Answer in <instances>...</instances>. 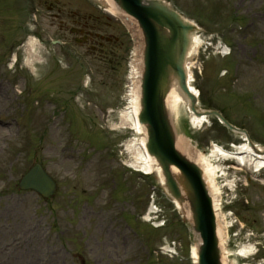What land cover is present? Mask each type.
Returning a JSON list of instances; mask_svg holds the SVG:
<instances>
[{
  "label": "rangeland",
  "instance_id": "374dc122",
  "mask_svg": "<svg viewBox=\"0 0 264 264\" xmlns=\"http://www.w3.org/2000/svg\"><path fill=\"white\" fill-rule=\"evenodd\" d=\"M168 1L202 24L190 68L202 100L264 144V0ZM50 3L55 4L52 10ZM58 4L63 14L55 18ZM73 12L101 16V26L93 21L96 31H111L120 48L76 43L78 35L70 32L76 26ZM123 33L119 19L96 0H0V123L10 125H0V264H18L17 247L25 251L22 264H191L190 232L182 215L155 178L118 161L130 159L123 144L132 136L129 129L119 128L124 62L116 55L125 54L128 38ZM29 34L42 41L33 71L23 64L22 44ZM219 41L229 46L230 54L217 53ZM207 42L203 53L200 45ZM14 52L18 60L11 68ZM45 95L52 100H43ZM50 108L60 110L56 118L48 116ZM15 114L22 117V127L12 123ZM176 121L182 135L190 134L208 152L211 143L228 148L231 140L242 142L213 121L192 128L182 102ZM34 160L57 182L49 199L17 190L18 178ZM248 170H226L236 184L228 192L231 208L255 236L245 238L242 231L227 241L228 264H264V185ZM154 185L166 220L159 229L138 216L146 210ZM247 239L258 252L245 260L235 252ZM166 241L176 242V253L160 252Z\"/></svg>",
  "mask_w": 264,
  "mask_h": 264
},
{
  "label": "water",
  "instance_id": "95a60500",
  "mask_svg": "<svg viewBox=\"0 0 264 264\" xmlns=\"http://www.w3.org/2000/svg\"><path fill=\"white\" fill-rule=\"evenodd\" d=\"M134 17L144 39L143 69L140 80L138 121L145 127V147L158 163L162 185L172 200L185 205L189 223L198 236L196 264H222L212 196L202 169L176 148V131L166 106V96L173 81L187 99L196 117H214L228 130L241 134L257 153L249 133L231 124L220 111L199 105L197 93L188 83L185 60L196 26L185 20L163 0H112ZM173 169H176L173 170ZM21 188H34L44 196L52 194L55 184L38 165L20 181Z\"/></svg>",
  "mask_w": 264,
  "mask_h": 264
},
{
  "label": "bare ground",
  "instance_id": "6f19581e",
  "mask_svg": "<svg viewBox=\"0 0 264 264\" xmlns=\"http://www.w3.org/2000/svg\"><path fill=\"white\" fill-rule=\"evenodd\" d=\"M110 3V2H109ZM109 10L113 13H119L120 11L112 4L109 5ZM38 46V40L33 36H28L27 40L23 44L24 51V60L23 63L25 66L29 67L31 70L34 68L35 62L39 61L40 54L36 50ZM197 47V40L193 37L190 43V48L187 53V59H190L193 51ZM191 60L187 62V65H190ZM139 64L137 63L136 67L134 65L132 67L131 73V83H130V93L127 98L128 106H124L123 109L119 111V119L120 126L119 128H131L134 130L137 136H132L128 138L125 143L126 149L131 153V159L128 160L129 164L136 169H140L146 173H155L161 181H163V176L161 173V169L156 162V160L150 156L146 150V132L145 127L141 125L137 120V114L139 110V95H138V84L139 81L137 79V71ZM134 68V69H133ZM138 95V98H136ZM184 102L187 106V99L179 90L175 81L172 82L171 88L167 93L165 102L169 114L171 116L172 122L178 117L179 106L181 102ZM203 119L196 117L192 114V125L194 127H199L202 125ZM4 139V136H1V140ZM175 145L177 150L187 157L190 161L196 163L203 171V177L207 183V187L212 195L213 200L215 199L216 187L214 186L213 176L215 170H222L223 168L217 164L216 167L211 165L205 155L199 150L195 148L194 145L191 144L188 138H185L183 135H176ZM209 156L214 157L215 159H234L236 161L237 167L235 169H241V166L253 167L255 169H259V167L264 166V154H256L252 151V149L244 144L232 150H224L220 146H213L211 153ZM176 171V169H173ZM176 206L183 213L185 217H188V210L185 205H180L176 202ZM217 235L219 237V242L221 248H224V237L225 231L222 227L220 217L217 219ZM24 250V249H23ZM17 247L16 261L18 264H22L24 260L25 251H23ZM252 246L241 247L237 254L246 257L248 255L253 254ZM192 260L196 259V250L195 247H192ZM25 263V260H24ZM222 264H227L225 255L222 257ZM250 264V263H244Z\"/></svg>",
  "mask_w": 264,
  "mask_h": 264
}]
</instances>
